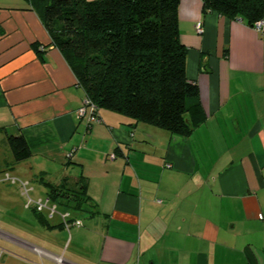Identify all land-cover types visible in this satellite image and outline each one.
<instances>
[{
    "label": "crops",
    "instance_id": "obj_1",
    "mask_svg": "<svg viewBox=\"0 0 264 264\" xmlns=\"http://www.w3.org/2000/svg\"><path fill=\"white\" fill-rule=\"evenodd\" d=\"M47 3L0 0V178L20 184L0 196L13 210L0 264H264V30L181 0L187 76L206 116L181 136L104 108L99 122L80 119L86 95L52 43ZM16 134L33 152L19 163ZM40 177H83L90 202H53ZM65 215L82 224L66 227Z\"/></svg>",
    "mask_w": 264,
    "mask_h": 264
},
{
    "label": "trees",
    "instance_id": "obj_2",
    "mask_svg": "<svg viewBox=\"0 0 264 264\" xmlns=\"http://www.w3.org/2000/svg\"><path fill=\"white\" fill-rule=\"evenodd\" d=\"M181 0H48L43 20L74 70L78 85L99 108L188 136L204 119L200 90L187 76L188 47L182 42ZM217 11L249 25L264 20V0H203L202 12ZM15 163L33 152L22 134L9 135ZM48 197L82 209L90 202L83 177L75 186L40 177Z\"/></svg>",
    "mask_w": 264,
    "mask_h": 264
},
{
    "label": "built area",
    "instance_id": "obj_3",
    "mask_svg": "<svg viewBox=\"0 0 264 264\" xmlns=\"http://www.w3.org/2000/svg\"><path fill=\"white\" fill-rule=\"evenodd\" d=\"M255 27H256V29H258L260 31L264 30V20L257 21L255 23ZM196 29H197V31L199 33H202L203 32L202 24L198 23L196 25ZM78 117L80 119H85L87 121V123H89V124L99 122L100 121L99 108L90 98L85 96L84 102H83L82 106L78 110ZM112 157H115V155H112ZM8 180L12 181L13 183L17 182L16 178H12L9 174H6L3 179H0V184L3 181H8ZM22 184H23L25 192L28 193L29 191L27 189L26 184L25 183H22ZM49 201H50L49 199H47L46 201L38 200V201H35V204H36V207L38 209H43L45 207H48L47 203ZM30 202L33 203V200L30 199ZM50 211H51L50 216L52 217L53 214L57 212L56 205L52 206L50 208ZM63 219H64V222H65V226L68 227V228L71 227V225H73V224H75V225H81L82 224V221H80V220H77V221H75L73 223H70L66 219V215L63 216ZM258 219L260 221L264 222V212H260L258 214Z\"/></svg>",
    "mask_w": 264,
    "mask_h": 264
},
{
    "label": "rangeland",
    "instance_id": "obj_4",
    "mask_svg": "<svg viewBox=\"0 0 264 264\" xmlns=\"http://www.w3.org/2000/svg\"><path fill=\"white\" fill-rule=\"evenodd\" d=\"M10 174H11L10 176L12 178H15V175H13L12 173H10ZM0 179H2V178H0ZM5 183H11V185H8L9 187H11V189L6 188V186H5L6 184ZM12 183H13L12 181L8 180L7 182L3 181L0 184V185L5 184V185L2 186L3 188H0V194H1L0 196H7L9 193H11V192L14 193L16 191V189L18 188V184L19 183H17V184H14V183L12 184ZM31 183H32V185L35 184V182H33V181ZM36 186H37L36 187L37 191H35V192L30 191L29 187L27 188L28 191H30V195L33 196L34 198L37 197V198H40V199H43V200L46 199V194L44 192L47 191V189L45 187L41 186V185H37L36 184ZM6 203H7L6 201H2L0 199V224H8L10 222L9 220H12V217H13V216H11L13 214V210L9 209V206H7ZM6 206L8 207V209H6L7 208ZM59 209L61 210V209H64V208H63V206H58V210ZM14 218L17 219L15 216H14ZM56 241H59V240L56 239ZM6 257H8V256L4 255V258L2 259V263L5 261Z\"/></svg>",
    "mask_w": 264,
    "mask_h": 264
}]
</instances>
